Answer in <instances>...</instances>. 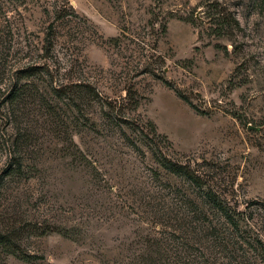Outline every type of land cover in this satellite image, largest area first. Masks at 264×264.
Segmentation results:
<instances>
[{
    "label": "rangeland",
    "instance_id": "obj_1",
    "mask_svg": "<svg viewBox=\"0 0 264 264\" xmlns=\"http://www.w3.org/2000/svg\"><path fill=\"white\" fill-rule=\"evenodd\" d=\"M206 4H219L238 28L210 36ZM50 23L46 72L16 93L27 81L15 84V72L45 60ZM153 52L163 60L156 77L140 72ZM67 79L117 103L130 90L138 107L125 124L95 104L76 112L51 91ZM228 79L245 84L228 91ZM162 156L201 173L250 216L264 244V0H0V229L69 236L23 235L19 251L32 258L0 249V264H242L230 245L208 242L204 256L197 252L205 187L170 171Z\"/></svg>",
    "mask_w": 264,
    "mask_h": 264
},
{
    "label": "trees",
    "instance_id": "obj_2",
    "mask_svg": "<svg viewBox=\"0 0 264 264\" xmlns=\"http://www.w3.org/2000/svg\"><path fill=\"white\" fill-rule=\"evenodd\" d=\"M205 18L207 20V30L208 34L212 37H222L226 34V30H233L238 28V22L235 17L221 9L219 4H206L205 5ZM56 20L58 18H55ZM162 34H164V29H162ZM109 43L117 46L120 41L118 38H110ZM42 49L44 50L45 59L41 66L36 64L27 65L22 69L15 72L14 83L18 84L20 81H27L28 79H33L36 75L41 72H46L47 69V55L52 50V23L49 24L47 32L43 38ZM217 46H214V48ZM225 51V50H224ZM146 57L144 65L141 66L140 72L149 74L156 77V74H162L163 60L159 55L154 52L149 53ZM189 63V62H188ZM159 79V78H158ZM162 84L170 89L175 96L181 100L184 104L189 106L196 113L201 114V111L195 107L188 98L181 93L177 88L171 87L166 81L159 79ZM240 84H235L231 82L230 79L227 81L228 91H231L235 87H239ZM33 86L30 82H23L16 89V93L23 94L21 88ZM53 92V98L55 100H66L70 103L71 108L76 112L80 111L81 105L85 104H95L98 106L100 115L104 118L110 119L116 118L120 124H125L124 114L126 111L134 112L138 107L136 100H133V92L130 90L125 91L124 98L120 99L117 103L115 100H108L107 97H99L95 88L90 84L86 83L84 80H70L67 79L65 82H57L55 87L51 89ZM19 94V95H20ZM13 97H17L14 94ZM133 100L131 107L126 108L125 103ZM37 104L42 107L46 112L50 111L51 107L48 102L41 96L37 100ZM230 115H235L230 113ZM147 126L150 127L152 133H154V125L150 121H146ZM12 147V146H10ZM12 156L14 152L11 151ZM17 157V156H16ZM19 157L12 158L11 166L14 165L16 169L19 168ZM159 161L166 166L173 173L179 174L184 177L189 183L194 187H205L203 194V204L198 220V232L203 233V245L197 249V252H202L201 255L204 256L205 243L210 242L211 244L221 243L223 248H227L230 245V249L233 253H237L236 258H239L242 264L247 263L249 259H255L254 261L258 264H264V244H260L258 239V233L256 225L252 223L250 216H245L241 212H238L233 208L229 202L221 197L217 191L214 190L213 186L207 184L204 180L203 175L197 170L191 169L187 164L172 163L166 157L159 158ZM27 227V229H25ZM50 230L48 228L42 229L37 227H29L24 225L15 227L10 225L4 230L0 229V249L4 255H10L16 257L24 262L29 261L32 257L28 255L21 254L19 251L18 242L21 236H33L41 237L48 235L49 233H57L62 237H69L68 233L63 230ZM233 237V238H232ZM211 238V240L209 239ZM259 242H258V240ZM258 248H257V247ZM258 249V254L256 251ZM204 252V253H203ZM255 253V254H253ZM207 263V259L204 260V264ZM212 264V262H208ZM196 264V263H190Z\"/></svg>",
    "mask_w": 264,
    "mask_h": 264
}]
</instances>
